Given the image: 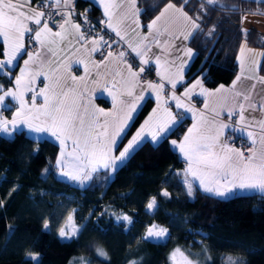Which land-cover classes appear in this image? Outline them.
<instances>
[{"label": "snow or ice", "instance_id": "snow-or-ice-1", "mask_svg": "<svg viewBox=\"0 0 264 264\" xmlns=\"http://www.w3.org/2000/svg\"><path fill=\"white\" fill-rule=\"evenodd\" d=\"M259 2L264 3V0ZM100 3L107 18L100 23L115 32L121 40L125 39L122 33L130 27L126 23L130 18L136 28L141 26V9L137 7V0H100ZM206 3L214 7H229L220 4V0H206ZM31 5L32 0H0V76L7 75L12 78L19 68V74L14 75L13 89L5 90L0 85V106L4 105L6 97H11L18 105L10 120L0 114V133L12 135L23 126L31 132L48 134L55 138L60 147L55 161L58 174L69 181L84 185L92 181L94 174L101 169L106 173L110 170V173L114 174L145 142L146 137H150L154 144L161 139H167V134L185 118L183 113H174L168 106L169 101H173L176 109L191 113L194 121L179 143L176 140L171 141L187 163L184 170L187 194L192 196L194 191L189 176L199 182V187L204 192L218 197H227L235 190L264 192V119L246 116L248 109L243 102L232 107L227 103L229 96L239 97L242 101L250 100L248 94L235 91L241 76H237L233 81L231 89L220 85L214 92L204 88L202 80L197 79L191 87L185 89L183 96H177L175 90L177 85L183 82L187 61L177 56L180 65L176 67L175 59H165L162 62L160 55L152 53V44L158 48L162 47L159 38L168 33L165 18L170 12L178 13L185 21L191 23L194 31L199 30L200 25L183 11L182 6L167 3L160 14L147 25L148 36L142 37L141 42L136 45L128 42V47L139 57V71H135L132 64L124 59L125 51L112 50V45L102 35H85L81 31V25L73 22V0H43L37 7ZM230 10L238 9L231 6ZM56 17L60 18L59 21ZM248 19V14H243L240 24L244 25ZM161 21H165V24H161ZM85 22L87 23L86 15ZM69 27L75 30V35L69 31ZM136 28L132 30L135 31ZM92 30L94 29H89ZM214 31L215 26L209 35ZM241 31L247 35V29L241 28ZM181 35L187 40L193 33ZM149 36L152 37L151 41ZM73 40L80 43L77 51L83 50L89 55L101 53L103 59L99 63L91 61L94 68L99 69L102 64L113 61L123 67L115 71L112 79L105 77L103 84L97 79L101 75L99 71L90 77L88 64L83 58H77L74 62L84 65V76L71 74V61H60L56 68L45 70V65L53 61L46 59L42 54L52 53L54 56L56 49L63 50L64 47L71 46ZM167 43L168 39H165L163 44ZM32 44L39 45V50L29 51V45ZM105 48L108 49L107 52L104 51ZM246 52L253 56L264 55L248 48L245 40L241 45L239 58L242 74ZM185 55L190 59L192 50L187 49ZM25 56L27 59H24ZM153 58L159 82H149L141 78V73L145 72L144 66L150 65ZM20 60H23L22 68L19 67ZM173 67H176L175 73L172 72ZM41 77L47 83L38 88L37 81ZM89 80L95 87L89 86ZM261 83H264V78ZM167 86H170V96L166 95ZM97 87L106 91L112 98L110 110L98 108L93 103L92 93ZM197 89L198 94L205 98L203 110H197L193 104L186 102L191 101ZM145 93L154 94L157 106L128 140L123 150L116 155L119 150L118 142L126 138V130L130 127L133 114L142 106L140 102L145 100ZM255 107L254 104H249L250 109L255 110ZM260 111L264 112V105L260 106ZM224 115H227V122L222 119ZM233 117H238L235 123L232 122ZM257 127L259 132L252 130ZM244 138L251 143L247 154L232 146L236 139ZM108 178L110 175H106V179ZM163 195L168 196L169 193L165 191ZM156 207V199L153 198L147 204V209L152 211ZM117 220L132 223L128 215L118 216ZM44 227H49L47 222ZM82 227L76 225L74 215L70 214L65 227L59 229V236L72 239ZM168 235L167 228L152 224L147 228L144 239H163ZM97 251L99 255L107 256L102 250ZM171 258L173 264H197L179 248L175 249ZM31 259L37 261L38 257L32 256ZM232 264L236 262L233 261Z\"/></svg>", "mask_w": 264, "mask_h": 264}, {"label": "trees", "instance_id": "trees-1", "mask_svg": "<svg viewBox=\"0 0 264 264\" xmlns=\"http://www.w3.org/2000/svg\"><path fill=\"white\" fill-rule=\"evenodd\" d=\"M88 2L77 0L76 6ZM167 2L182 6L200 25L189 72L203 68L207 87L232 80L245 40L264 51V15H251L264 13L259 0H220L229 7L210 6L206 0H137L142 22ZM91 12L96 17L93 4ZM243 14L249 19L241 25ZM241 28L247 29L246 36ZM260 72L264 76V55ZM10 81L0 76V83ZM151 104L146 100L141 106L126 138ZM188 122L184 118L158 143L145 140L114 174L101 169L82 187L57 177L58 145L53 141L33 139L23 131L0 134V264H72L75 259L83 264H173L177 248L197 264H264L263 193L219 198L195 188L192 196L187 194L179 172L185 163L170 141L179 138ZM153 198L157 207L150 211L147 204ZM70 214L83 227L76 237L61 238L59 229ZM122 215L132 223L117 221ZM152 224L167 228L169 235L144 239Z\"/></svg>", "mask_w": 264, "mask_h": 264}, {"label": "crops", "instance_id": "crops-1", "mask_svg": "<svg viewBox=\"0 0 264 264\" xmlns=\"http://www.w3.org/2000/svg\"><path fill=\"white\" fill-rule=\"evenodd\" d=\"M38 1H43V0H32L31 6L35 7V4ZM76 1L77 0H73L74 6H76ZM83 1H89L97 8L96 18L99 21H104L107 19L104 15V8H103L102 4L100 3V0H83ZM167 3H169V2H167ZM165 5L160 9V11L154 17H152L150 20H148L146 22H142L141 16H139V21H140V25H141L139 28H136V26L131 23V18H130L126 22L130 27L128 28V30L126 32L122 33L125 36V39L121 40V41L125 44V46L120 48L119 51H125L127 53V49H128L129 51L132 52V50L128 47V42H131L133 45H136V44H139L141 42L142 37L148 36L149 33H148L147 25L149 23H151V21L153 19H155V17L160 14V12L163 10ZM137 7L140 8L138 3H137ZM177 7H181V6L177 5ZM183 11L186 12L184 9H183ZM188 16L190 17L189 14H188ZM72 20L74 23H78V20L75 19V17H73V16H72ZM165 20L167 21V23L165 24V21H161V24H165V26L168 28V33H166L165 36H161L159 38L162 42V47L158 48V47H156L155 44H152L151 47H152V53L153 54L161 56L162 62L165 59H167L169 61L175 59L176 67H178L180 65V60L176 59L177 56L183 57V59L187 61L186 65L184 67L183 82H182V84L177 85V88L175 90L176 95L177 96H183L185 89L188 87H191V85L194 84L197 79L202 80L204 88H206L212 92H214L217 88H219L220 85H224V87L226 89H231L232 85H233V81L236 80L237 76H241V80L238 81L236 84L235 91H239V92H243L245 94H248L250 96V100L249 101H242V99L239 97L233 98L232 96H229V99L227 102L228 106L232 107L235 104L243 102L245 104V108L248 109V111H246V113H245L246 116H254L257 119H264V112L260 111V106L264 105V83H261V79L264 78V76L260 72V66H261V61H262L263 55L253 56L251 53L246 52V54L244 56V65H243V74H242L241 73V64H240L239 58H240V48H241V45L244 43L243 42L240 45V48H239V51L237 54V72H236L235 76L232 78V80L227 84L220 83L214 87H207L204 84V80H203V74L205 71L203 68H200V66H199L196 70L189 72V67H190V65L194 59L195 54H196V48H195V45L193 43V39H194L196 30L194 31L192 29L191 23H189L188 21H185L181 16H179L178 13L173 14L170 12L166 16ZM113 23H115V21H113ZM132 28H136V30L133 31ZM55 30H58V29H55ZM69 31L72 32L73 35H75V30L72 29L71 27H69ZM81 31H82V29H81ZM188 32H192L193 35L191 37H189V39H187V40L183 39V36L181 34L183 33L186 35ZM176 37H180V39H176ZM165 39H168V43L166 45L163 44V41ZM151 40H152V37L149 36V41H151ZM247 47L253 49L254 52L264 53L262 48L251 47L249 45H247ZM79 48H80V43H77L75 40H73L71 46L64 47L63 50H61L59 48L56 49L55 50L56 55H54V56L52 55V53H43L42 55H44L46 57V59L53 61L51 64L45 65V70L56 68L57 64L60 61H65V62L71 61L72 62L71 74L76 75L77 77L84 76L85 75L84 65L83 64L78 65L74 62L77 58H83V59H85V62L88 64L90 77L95 76L97 71H99L101 73V75L99 77H97V79L100 81L101 84H103L105 77H107L109 80L112 79V75L115 73V71H117L118 68L123 67V65H120V64H118V62L113 61L111 63L102 64L99 69H96L93 67L91 61L94 60L97 63H99L103 59L102 56H98L97 52L95 54L89 55V54L85 53L83 50L77 51V49H79ZM187 49L192 50V57L190 59L185 55V53L187 52ZM38 50H39V45L37 46V49L35 51H38ZM132 53L139 60V57H137L134 52H132ZM24 59H27V57L25 56ZM253 61H256V63H253ZM150 65H152L154 67V70L156 73V64H155L154 58H153L152 63ZM23 66H24L23 60H20L19 61V67L22 68ZM132 66H133V70L139 71L138 66H136V65H132ZM176 67L172 68L173 73H175ZM76 71H78V73ZM18 74H19V68L16 69L12 78H10L7 75H4L6 78L11 80L10 84L4 85L3 83H0V85H2L5 90L13 89L14 88V75H18ZM117 79H118V77H117ZM146 81L159 82V77H158V80H156V81H153L150 79H147ZM44 83H47V81H44L43 77H41L37 81V87L38 88L43 87ZM252 85H255V87L253 88ZM89 86L95 87L94 85L91 84L90 80H89ZM137 91L139 92L140 90L137 89ZM198 92H199V89H197V93L193 95L191 101H186V102L193 104L197 110H203L205 98L203 96H200L198 94ZM0 94H2V93H0ZM166 95L167 96L171 95L170 86H167V88H166ZM28 96L30 97L31 93H29ZM145 96H146L145 100L140 102L141 105H143L146 100H151V102H152L151 107H150L148 113L145 115V117L141 120V122L133 129L131 134L122 142H118L119 143V150L115 153L116 155L119 154L120 150H123V147L128 143V140L131 139V137L136 133V131L140 128V126L144 123V121L149 117V115L152 114L153 109L156 108V106H157L154 94L148 95L147 93H145ZM92 97H93V103L96 105V107L104 108L106 111H108L112 108V98L108 95V93L106 91H103V89L97 87L95 89V91L92 93ZM99 99H103L105 102H101V101H99ZM249 104H254L256 106L255 110L250 109ZM168 106L171 107V110L174 113L181 112L184 114L185 118L189 119V122L186 124L185 129L180 134L179 138L171 139V141L176 140L177 143H179L183 139L184 135L186 134L187 129L190 128L194 122L192 119V114L191 113H184L183 109H176L173 101H169ZM0 107H1L0 114H2L6 119L10 120L12 118L13 114L15 113V110L18 107V105H17L16 101L12 100L11 97H6L4 105L0 106ZM140 108L141 107H139L138 110L133 114V119L135 118V116L138 113V111L140 110ZM226 118H227V115H224L222 117V119H224L227 122ZM252 130L259 132L258 127L254 128ZM18 131H23L24 133H26L29 137H31L33 139L38 140V139L46 138V139L53 141L54 143H56L58 145V153H57V156H58L59 151H60V147H59V142L55 141V138L50 137L48 134L31 132L26 127H23V126ZM0 134L5 135V136H12L14 133L12 135L4 134V133H0ZM244 139L246 140L249 147H251L250 141H248L246 138H244ZM146 140L150 141V137H146ZM171 145H172V143H171ZM172 147L175 148L173 145H172ZM257 148H259V144H257ZM175 150L177 151L179 158H181L185 163L183 168L180 169L179 172L181 174V180L185 186V189L187 190V184L185 183V176H184V170L187 167V163L183 159L182 154L179 152V149L175 148ZM245 153L247 154V151H245ZM57 156H56V158H57ZM55 166H56V164H55ZM109 173H110V170H109ZM56 174H57L58 178L67 180L66 178L61 177L58 174L57 167H56ZM110 174H112V173H110ZM188 179L192 181L194 189L197 188L200 191H203L199 187L198 181L193 180V178L190 176L188 177ZM69 182H71L72 184L77 185L79 187H82V186H85L89 181L86 182L84 185H79V184L72 182V181H69ZM252 192H260V191H258V190H235V192L233 194H230L227 197H219V198H228V197L235 195V194H244V193H252ZM205 193H207V192H205ZM260 193L264 194V192H260ZM208 194H211V193H208ZM211 195H213V194H211Z\"/></svg>", "mask_w": 264, "mask_h": 264}, {"label": "built area", "instance_id": "built-area-1", "mask_svg": "<svg viewBox=\"0 0 264 264\" xmlns=\"http://www.w3.org/2000/svg\"><path fill=\"white\" fill-rule=\"evenodd\" d=\"M43 1H38L35 4V7H37L40 3ZM92 4L90 2L86 3L84 6H74V13L73 17L78 20V23L81 25L82 31L85 33V35L89 37H95L97 35H102L105 40L109 41V43L112 45V50L118 52L120 48L125 46V44L121 41L119 37L116 36V34L111 31V29L106 28V26L99 21L91 12ZM85 15L87 17V23L85 22ZM59 17H56V20L59 21ZM92 28L94 30L89 31V29ZM36 44L29 45V51H35L37 49ZM105 52L108 51L107 48L104 49ZM98 56H101L100 52H97ZM125 60H127L132 65L140 67L139 60L135 57V55L127 49V53L125 56ZM145 67V72L141 73L142 80H158V77L155 73L154 67L152 65H147ZM78 73V71H76ZM1 112V107H0ZM236 119L238 117H233V123H235ZM227 120V118H226ZM234 147H237L243 151H247L249 145L247 144L245 139H236L235 143L232 145ZM118 221V220H117ZM126 228V227H125Z\"/></svg>", "mask_w": 264, "mask_h": 264}, {"label": "rangeland", "instance_id": "rangeland-1", "mask_svg": "<svg viewBox=\"0 0 264 264\" xmlns=\"http://www.w3.org/2000/svg\"><path fill=\"white\" fill-rule=\"evenodd\" d=\"M262 27H263V29H264V25H262ZM123 216V215H122ZM123 221V220H122ZM125 222V224L126 223H128L127 221H124ZM67 224V219H66V221L61 225V227H65V225ZM60 227V228H61ZM159 227H162V226H159ZM162 228H164V227H162ZM174 252V251H173ZM172 255V254H171ZM177 259H179V257H177ZM190 259V258H189ZM171 261H172V263H173V260H172V258H171ZM72 264H83V263H81L80 262V260H77V259H75L73 262H72Z\"/></svg>", "mask_w": 264, "mask_h": 264}, {"label": "bare ground", "instance_id": "bare-ground-1", "mask_svg": "<svg viewBox=\"0 0 264 264\" xmlns=\"http://www.w3.org/2000/svg\"><path fill=\"white\" fill-rule=\"evenodd\" d=\"M146 233H147V231H146ZM146 233H145L144 237L146 236ZM165 238H166V237H165ZM165 238H163V239L148 238L147 240H152V241H154V240H164Z\"/></svg>", "mask_w": 264, "mask_h": 264}, {"label": "water", "instance_id": "water-1", "mask_svg": "<svg viewBox=\"0 0 264 264\" xmlns=\"http://www.w3.org/2000/svg\"><path fill=\"white\" fill-rule=\"evenodd\" d=\"M144 238V237H143Z\"/></svg>", "mask_w": 264, "mask_h": 264}]
</instances>
